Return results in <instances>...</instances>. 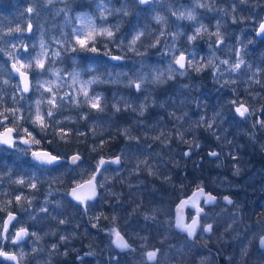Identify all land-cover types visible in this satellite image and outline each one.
Masks as SVG:
<instances>
[{"label": "trees", "instance_id": "1", "mask_svg": "<svg viewBox=\"0 0 264 264\" xmlns=\"http://www.w3.org/2000/svg\"><path fill=\"white\" fill-rule=\"evenodd\" d=\"M73 2V10L75 12H78L81 14V12L88 11L92 12L90 8H93L96 3H100V0H71ZM159 2L161 6L165 5L167 3V0H156ZM205 3L208 4V6H203L202 8H197L196 3L189 7L193 10L195 17V20L198 23H202L204 25V29H201L199 33L193 34L190 30L189 25H191L187 20H184L182 32L185 33L186 31H190L191 35H195L196 39L195 41H189L188 38L183 39V41L178 37L175 40L173 39V32L172 28L167 27H161L160 19L155 20L156 22H153L150 20V4L142 8L139 5H137L134 0H104V6L105 9L108 7V10L105 13V17L101 18L102 23L100 26L102 28H110L113 32V37L108 38L107 36H96L95 44L94 46L97 47L98 51L97 53H93L90 51H84L79 49V45L76 44L77 36H74V40L72 41L70 50H62L57 49V53L59 55L65 54L69 55L71 62L66 63L67 67L70 68H78L81 70L78 76V80L80 81H86L88 80L89 76H92L96 79V85H92L90 87L89 92L92 94V96L99 95L102 98L101 106L103 108V111H100V113H96L93 111V118L91 115L88 117H84L85 119H80L79 116L72 110L75 109L76 105L75 103L71 101V95L66 99L67 106L64 104H61L58 106V112L62 115L64 113H70L65 119V124L68 126V137L60 138L58 137V134L53 132V124L48 121V127L41 130L40 127H37L38 125L34 124L32 122V116H31V122L29 126L26 127L27 122L25 123V129L30 131L32 135L36 138H40L39 144H34V148H46L50 150L53 153H61L65 148L67 144H73L75 145V150L80 152L81 158L84 161L92 160L94 161L91 165H95V160L98 157V155L102 154L105 156H111L115 153H121V155H125L127 152V146L130 148L131 145H128L129 143H140L142 145H146L148 149H150V138H147L146 142V136L143 133H139L138 139L135 141L129 140L126 138V134L123 136L117 132L114 131V128H112L115 125L121 124L122 121L129 120V113L122 109L124 105H131L134 107V102L136 99L139 98H146L150 94V86L147 87L148 83V77L150 71L147 69H150V63L158 64L160 68L162 69L163 65L165 64V61L167 59L163 58L170 57L171 54H173L175 51L182 50L185 55H187V59H191L194 61V67L197 66L198 62V54H203L205 47L207 48L205 53L207 51H213V42L215 40V24L214 20L217 19L219 22H222L219 26L216 25V27L225 35V40L227 42H231L230 40L235 38V35H226L224 29H233L234 31H237L242 28L241 24L244 22H250L253 23L254 20H259L260 16L264 14V0H232L233 6H234V17L235 20H222L220 17L224 16L226 17V14L230 12L228 7L230 6V0H204ZM216 2V5L214 3ZM54 7H57L58 5H67L69 1L64 0L62 2H58V0H54L53 2ZM154 12L158 15H163L164 11H158L159 6L158 4H154L152 6ZM117 9H124L128 12L127 15L124 14L123 11H117ZM149 9V12H148ZM254 9L255 11H253ZM99 13V12H98ZM133 13V14H132ZM243 18V19H241ZM143 21H142V20ZM85 20V19H84ZM106 23V26H105ZM256 23V22H254ZM79 25V23L76 21L75 26L71 29L74 32L75 28ZM69 27V26H68ZM254 27V26H253ZM66 29H68L66 27ZM251 30H249L250 32ZM137 33H142V35L139 37V39L136 40V43L132 45V50L135 51L136 56L133 55L131 49H125L122 47V45L119 42H122V40L127 39V45L130 44V41H132L133 36ZM34 34V31L32 32ZM76 36V37H75ZM176 36V35H175ZM230 36V37H229ZM81 38V37H80ZM243 36L241 37L242 40ZM245 42L242 43V46H251L250 43H248L249 38ZM158 41V42H157ZM176 41L177 43H175ZM155 44V47H151L150 45ZM77 50H73V49ZM243 55V59L245 63L249 66L252 62L250 57L247 55H250L249 52L247 55L245 51L242 49L240 50ZM254 53L261 52L262 50L260 47L255 46L254 50H252ZM113 53V54H120V56H125L124 59L121 61L119 60L118 63H113L112 65L107 61L105 53ZM93 55H99V59L94 57ZM119 56V55H118ZM140 56L141 58H137ZM248 57V58H247ZM78 58L79 61L74 62V59ZM134 58V59H133ZM139 60L138 64L141 65L143 68L139 72L136 71L132 65V61ZM208 61L201 60L202 63V71H195L194 68H189L186 73L188 75H192V78L194 74H199L203 77V85L208 86L209 88L207 90L204 89V94L202 92V115L203 117H215L221 120V118L225 119V122L222 121H214L211 125L213 127L212 131L214 133V140L212 138V132L211 128H208L209 124L203 123L201 127V132H198L199 134V140L195 139V136L197 135L196 132V124L194 123L192 126V129L190 131H186L183 134V138L185 139V142L183 144H178L173 147H171L169 150L164 151L162 150L163 147H161V151H163L162 154H159V156L164 160V164L159 166L158 168L147 164V165H131L129 166V169L125 166L113 168L111 174H110V181L109 185H107L110 188V185L112 183H116L121 187V190L125 192V189L130 188H138V187H145L148 186L147 190H152V187H154L163 198L168 197V201H173L177 199L181 195H185L189 192L190 189H192L194 186L199 185L200 179L198 177V173L202 171H207L208 169L212 170H220V167L214 166L217 163H219L222 159L226 158L224 155V148L222 146V143L225 141V139L228 137L231 142H235L234 136H237L239 139L242 138V136L238 135L235 131L236 122H231V119L235 117L233 112L230 109V104L232 101H242L246 102L247 104L251 105L252 101H257V104L261 103L264 105V82L262 86L257 85V87H252V81L251 78H248V73L254 74L255 72L250 69H256L255 65L246 67L243 69V71L237 70L234 74L235 77V86L229 87L227 86L222 80L218 79L220 78L218 75V71L220 68L212 66V63L210 66H208ZM169 63L171 61H168ZM167 62V63H168ZM206 64L204 65L203 63ZM23 63L21 62L22 66ZM173 66V65H172ZM88 67V68H87ZM174 68V67H173ZM213 68V69H212ZM259 69V68H257ZM103 71V72H102ZM109 73L106 75V72ZM148 71L146 75V79L143 80V88L142 90H137L135 86L128 87L129 80H135L139 81L138 79H134L129 75H134V72H137L140 74V72ZM182 70H177L176 72H171V78L169 79L167 76H164V79H169L168 86L170 88H162L161 92L158 90L152 89L151 92L156 91L158 95L160 93L169 95V91L171 93L175 94L178 92H181V90L176 91L177 88L181 87L183 83H186V78L182 77L178 72ZM96 72V73H95ZM96 74H99L101 77L98 78ZM114 76L116 77L114 79ZM119 76V77H118ZM33 79V78H32ZM121 80V81H120ZM34 83V82H33ZM4 81L0 80V95L2 97L0 98V101L5 100V96L3 94L4 92ZM232 84V82H231ZM33 85V84H32ZM80 85V84H79ZM81 86V85H80ZM210 86H216V89H213ZM221 88V89H218ZM149 89V90H148ZM221 100V101H220ZM64 99L62 100V102ZM220 101V103H219ZM216 105V103L222 104L223 106L218 107L212 106L211 103ZM171 103V102H170ZM117 106L120 111L113 110V106ZM161 105H153L151 108L153 109V112L151 114L150 120L152 123L163 121L164 123L168 124L169 126H174V118H176V122L179 123V112L180 110L175 108L172 104L170 105V112H168L167 108L165 110L161 109ZM183 107V106H182ZM26 113L29 115L30 112L36 111V109L29 105L24 108ZM42 109V108H41ZM72 109V110H71ZM183 109V108H182ZM217 109V110H216ZM174 110H176V114H174ZM264 110V107H263ZM186 112H190L186 109ZM219 114V115H217ZM32 115H34L32 113ZM101 115L100 117H98ZM134 122L132 121L131 129L136 130L138 127L143 126L144 119L148 118L150 116V107L143 113V115H140L137 117V115L134 112ZM29 117V116H28ZM97 119H99L98 123L100 125V128L96 126ZM103 120V123L101 121ZM11 120V118H10ZM150 120L146 119L147 125H150ZM59 121V120H58ZM104 124V126H103ZM34 125V126H33ZM186 125V124H185ZM189 126V125H186ZM112 128V129H111ZM111 129V130H110ZM150 129V128H149ZM24 135L27 139H30L26 133L23 131L24 129H21ZM146 132L150 133V130L146 129ZM46 136V139H45ZM93 136V138H92ZM218 136L220 137L218 141ZM67 139V140H66ZM96 141V145L94 146V150H97L98 155H90L86 152V145L89 146V144H93V141ZM227 140V139H226ZM102 142L101 147H99V150L97 148V144L99 142ZM200 141V147L196 148V142ZM237 145V144H236ZM209 148H215L218 151V155L215 159H210L207 157H204L201 162H199L197 159L199 156H201L203 153H205L206 149ZM184 149H188L189 155L185 156L183 155ZM239 150V147H237ZM238 153L239 156L235 155V157H242L246 156L248 154L247 150H239L235 151ZM264 153V151H262ZM236 153V154H237ZM224 155V156H223ZM230 157H233L232 155ZM150 158V155H149ZM6 159V161H5ZM12 159V155L10 153H3L0 151V167L3 168V166L6 164V162ZM23 159V158H21ZM18 159V161L22 164H25L23 160ZM220 159V160H219ZM217 161V162H216ZM229 159H226L225 162H228ZM12 165H16V168H13V174H20L17 172H21L22 175H24V181L22 190L18 191L16 193V197L20 196L21 200L20 202L26 201V203H20V206H15L16 210H22V209H28L29 206H33L32 201H36L39 198L42 197H49L54 198V196L51 195V188H64V191L66 190V186L70 184L68 178L61 180L59 182L57 179H54L51 175H47L46 177H43L40 173L38 177H36L37 171L36 168L33 169L32 164L30 161L26 163V167H21V171L18 169L17 162H11ZM256 166V164L254 165ZM230 168L232 166H229ZM105 169H112V168H104L99 176L98 180L100 179V175L102 172H104ZM147 169L151 170V174H145L141 176H136L135 173L138 171L146 172ZM229 170V169H227ZM2 171V170H1ZM0 171V175H1ZM208 172V171H207ZM260 178L257 182L253 184V187H250L247 191H250L249 193L245 192L244 197H252L253 195H259V190L263 194L264 190V168L263 170H258ZM12 174V175H13ZM11 175V176H12ZM83 175H87V172H84ZM221 177V176H220ZM83 177L78 178L76 181L81 180ZM3 177L0 176V180H2ZM233 179V178H232ZM231 179V180H232ZM35 184L36 187L33 188L30 185ZM205 184V183H204ZM241 184V183H240ZM237 184L239 188H241V185ZM206 185V184H205ZM207 186V185H206ZM47 187H50V189L47 192H43ZM208 187V186H207ZM169 191L171 193H169ZM66 192V191H65ZM64 192V193H65ZM6 193L5 185L0 184V196L4 195ZM231 194V192H229ZM260 194V195H262ZM232 195V194H231ZM233 196V195H232ZM234 198V197H233ZM4 198L0 197V201H4ZM235 201V198H234ZM154 203V202H153ZM254 206V205H253ZM34 207V206H33ZM255 207V206H254ZM12 208V207H11ZM22 212V211H21ZM252 213L254 215L260 213V211L256 210L255 208H252ZM96 217L99 218L100 215L96 214ZM94 227V218L90 215V218L86 220L85 228L92 229ZM16 253H19V251L15 250ZM33 264H46L44 261H42L41 258H36L33 261H26V264L29 263Z\"/></svg>", "mask_w": 264, "mask_h": 264}, {"label": "rangeland", "instance_id": "2", "mask_svg": "<svg viewBox=\"0 0 264 264\" xmlns=\"http://www.w3.org/2000/svg\"><path fill=\"white\" fill-rule=\"evenodd\" d=\"M24 9L20 10V18L23 21V25L20 27L21 28V32L18 34V36L21 38L19 43H16L15 46L8 43L6 44V46L8 47V51H10L11 53V57L13 56H17V55H24L25 59L22 61L23 65L27 64L29 62V60H32L33 57H37L38 54H40L42 51L44 53H46L45 55L41 56L40 58L43 60L44 64H45V68L44 69H39L35 66V61L33 60V67L31 68H23L25 71L28 72H32L33 73V85L31 86L32 90L29 93L27 99L29 101V105L33 106L35 109L37 107L36 102L37 101H44V103L41 104V111L43 113H46L49 110V105L46 103V101L53 95V93L56 94V98H57V104L58 106H60L61 104H64L67 106L66 103V99L71 95V101L72 103L74 102L76 107L74 111L80 119H85L84 117L86 116H90L93 118V111H95L96 113H100V111H98L97 109H94L91 107V103L90 102H86L85 98L83 96V94L80 92V88L81 86L79 85V83L73 85V77H72V73L73 72H78L80 73L81 70L78 68H70L66 66V63L71 62V59L69 57V55H65V54H60L58 53V55H54V53H57V49H62V50H70L72 41L74 40V32L79 33L81 31H84L85 33L88 31V29L84 28L82 29V25L86 23V20L84 19H77L78 15H80L78 12H75L73 9V2L71 0H67L69 1V3L65 6V5H58L57 7H54L53 5V1L51 0V3H47V0H24ZM64 0H58V2H62ZM197 2V3H196ZM196 3L197 8H202L200 5H204V6H208L207 3H205L204 0H167V3L163 6H161L159 4L158 1L156 0H152V2L150 3V20L153 22H156L155 20H158L157 17L160 18V26L161 27H167V28H172L173 32L171 33V35L175 34V39L176 38H180L182 41L183 39L188 38L189 36H191V32L193 34L197 33L196 29L200 28V29H204V25L202 23H198L195 19L194 20H189L187 19V15L190 12L192 15L194 14L193 10L190 9L189 7H192L194 4ZM99 3H96L94 5L93 8H90L92 10V12H88V11H84L81 12V14H84L85 17H91L94 20L95 26H96V30L97 32L99 31L100 28H102L100 26V24L102 23V17H101V12L98 9L97 5ZM154 4H158L159 9L158 11H164L163 15H158L157 11L156 13L154 12L152 6ZM214 5H216V2L214 3ZM229 8L232 7L233 5V1L230 0V4H229ZM29 7H36L37 11L34 13H29L27 14L26 9ZM108 10V7L106 8V11ZM104 12V16L105 17V13ZM16 13V11H14ZM99 12V13H98ZM149 12V9H148ZM184 13V18H179L180 14ZM133 14V13H132ZM107 15V13H106ZM17 16L10 13H6V16L4 18V22H13L14 19ZM221 21L222 18L220 17ZM142 20V19H141ZM187 20L191 25H189L190 27V31H186L185 33L182 32V28H183V21ZM78 22L79 25L75 28L74 32L72 31L71 27L73 28L75 26V22ZM143 21V20H142ZM16 21H14L15 23ZM222 22H219V20L215 19L214 20V24H215V33H219L220 39H223V43L225 44H232L234 49H237L240 41H241V33L245 31V28L242 27L241 29L234 31L232 28L231 29H224L225 34L226 35H231L233 33H238L237 36L235 37V39L233 40V42H227L225 40V35L216 27V25H220ZM27 24H31L32 25V31L30 34H26V28L28 27ZM69 26V27H68ZM106 26V23H105ZM203 26V27H201ZM66 27L68 29H66ZM106 28V27H105ZM34 31V34H32V32ZM14 32V31H13ZM30 31H28L29 33ZM0 35L3 36V34L0 33ZM9 34H7L8 36ZM98 36V35H97ZM76 37V36H75ZM86 38V36H81V39ZM72 39V41H71ZM174 39V40H175ZM218 39L217 35H215V40L216 41ZM125 40H122V42H119L122 47H124L125 49H131L132 53L134 56H136L135 51L132 50V45L130 46L127 45V42ZM21 41L23 43H21ZM41 41H43V45L44 48L42 49L41 47ZM195 41V40H194ZM175 43H177L176 41H174ZM15 48V50H14ZM97 48V47H96ZM206 47L205 50L203 52L206 51ZM226 51V47L222 46L220 48V53H225ZM2 53V51H0ZM209 52V51H207ZM97 53V52H95ZM174 53H183L182 50L179 51H175ZM219 53V54H220ZM117 55V54H116ZM119 57H122L119 60H123L125 56H120V54H118ZM96 58H100L99 55H93ZM221 56V55H219ZM2 60L0 61H4L5 59V54H2L1 56ZM137 58H141L140 56H138ZM107 61L112 65L115 62H119V60H110L109 58H106ZM134 59V58H133ZM79 61L78 58L74 59V62ZM139 60L137 61H132L131 65L132 67L136 70V71H140L142 70V66L138 64ZM167 62L165 61V64L163 65V67H167L166 66ZM159 68H153L154 64L150 63V69L148 68L147 70L150 71L149 73V77H148V83H147V87L150 86V90L154 89L158 90L161 92L163 85H165L166 87L168 86V83L166 81V79L163 78V82L161 83H157L154 82V77L157 76L159 73H161L160 70V66L158 64H156ZM88 68V67H87ZM148 71H144V72H140V74H138L137 72H134V75H129L133 77L134 79H138L140 80V78H143V80L146 79V75L148 73ZM103 72V71H102ZM176 72V71H175ZM96 73V72H95ZM106 75H108L109 73H107V71L105 72ZM179 73V72H178ZM98 78H100L101 76L99 74H96ZM109 76V75H108ZM164 76V75H163ZM7 78H9L8 76H6ZM119 77V76H118ZM167 77H171V73L167 74ZM8 81L6 86H11V89L13 91H11L10 93H3L4 96L6 98H8L10 100V104L8 105L7 109H18V99L19 96L17 94L14 93V86L15 84L13 83V78L12 80L7 79ZM116 77L114 76V79ZM222 78L224 80H230V76L228 74H224L222 76ZM95 78H93L92 76L88 77V80H93ZM170 79V78H169ZM168 79V80H169ZM37 81L39 83H37ZM121 81V80H120ZM96 79L95 82L91 85L87 86V90H90V87L92 85H96ZM232 83H235V76L231 81ZM52 88L53 92L50 93L48 91H46V89L48 88ZM196 88V86H191L188 87L187 90L185 89L184 85H182L181 87L177 88L176 91L181 90V92L178 93H171V91H169V95L167 94H161L158 95L156 93V91L153 92H149V96L146 98H137L136 101L134 102V107H132L131 105H124L122 107V109H125L128 113H129V120H125L122 121L121 124L115 125L112 128H114V131L121 134V135H125V130H127V134H126V138L129 140H133L135 141L136 139H138L139 137V133H143V131H145L144 127H147V121H145L146 119L150 120V116L146 119H144L143 122V126L142 127H138L136 128V130L131 129V125H132V121L134 120V112L137 115V117H139L140 114V106L141 105H145V109L144 112L150 107V106H155V105H165L168 112H170V105L172 104L175 108L179 109V123L176 122V118H174V126H169L168 124L164 123L163 121H158L155 123H152L150 125V129H148V131L150 130V133L148 135H145L146 137H150V149H148V147L146 145H142L140 143H129L128 145H131V147L129 148L127 146V152L125 155H121V153H115L112 154L111 156H117L120 157V163L118 164V167H127L129 169V166L131 165H147L150 163V165H153L155 167H159L162 164H164V160L159 156V154H162L163 151L160 150V146L163 145V149L164 150H168V148L170 149L171 147L178 145V144H183L185 142L184 138H179L176 135L179 134H184L186 131H190L192 129V126L194 124V122L192 121L191 124L189 126L185 125V111L186 109L191 111V112H195L194 107L190 108V99L185 96L186 92H189L190 90ZM149 90V89H148ZM185 91V92H184ZM65 94H67V98L64 99V101L62 102V100H60V97L65 96ZM204 94V92H203ZM2 97V95H0V98ZM193 97V96H192ZM102 101V98H101ZM221 101V100H220ZM219 101V103H220ZM171 102V103H170ZM219 103L213 104V102L211 103L212 106H217ZM237 104V103H236ZM234 104V105H236ZM233 105V106H234ZM183 106V107H182ZM223 106L222 104H219L218 107ZM232 106V109H233ZM183 108V109H182ZM113 110H115V108H112ZM217 110V109H216ZM36 111H33L32 113L35 115ZM91 112V113H90ZM143 112V113H144ZM174 114H176V110L173 111ZM70 113H64L63 115L61 113L58 112V110L55 112V115L51 118H48V121H50L53 124V132L58 134V137L61 138V130L66 133L67 135L65 137H68L69 132L67 131L69 128L68 126L65 124L64 119L69 115ZM195 114V113H194ZM18 116H21L20 113H17ZM101 115H99L98 117H100ZM203 116V115H202ZM2 116H0L1 118ZM212 117V116H211ZM60 121V124L58 125L56 123V121ZM99 119H97V124L96 126L98 128H100V125L98 123ZM102 123L103 120L101 119ZM239 121L241 123H245L248 122V118L245 119L243 117L239 118ZM134 122V121H133ZM36 125V124H35ZM34 126V125H33ZM104 126V124H103ZM39 127V125L37 126ZM111 128V129H112ZM110 129V130H111ZM161 133H163V135L161 136ZM157 136H161L160 139H154V137ZM21 138V136H20ZM93 138V136H92ZM37 140H39L40 138H36ZM46 139V136H45ZM67 140V139H66ZM21 139H17V146L22 145V149H27L28 151V146L27 144L24 143H20ZM147 142V140H146ZM237 143L240 144V146L242 147H253L252 143L249 142L246 138H241ZM96 145V141H93V144H89V146L86 145V152L90 155H98L95 152H97V150H94V146ZM102 142L100 141L97 144V148L99 150V147H101ZM75 145L73 144H67L66 147L62 148L64 150L70 151L71 152H76V150L74 149ZM22 149H18L17 152H15L14 154H12V158L13 160H15L16 158H21L24 155V151ZM4 149L1 148L0 151H3ZM12 150V149H11ZM154 152H153V151ZM78 152V151H77ZM150 155V158H149ZM99 156V155H98ZM97 159V158H96ZM12 159H9L7 161V163L9 164L8 167H0V171H1V175L5 180L6 183L9 184L10 186H20L23 187V184H18L16 183V180H12L8 177V175L12 174L13 172V168H12V164L11 162L13 161ZM6 161V159H5ZM94 161L87 160V161H83V163L81 165H78L76 168H74V172L72 173V180H74L78 174L80 173H84L88 170L89 175L91 176V173L89 170H91L93 168V166L91 165ZM144 162V163H142ZM96 163V160H95ZM115 167V168H118ZM95 168V167H94ZM93 168V170H94ZM92 170V171H93ZM114 170L112 169H105L104 172L101 173L100 175V179L98 180V186L101 187V193H103V195H105L111 203V208L114 211V218L110 217V218H106L105 221H102L101 224L106 225L107 231L112 232V228L115 227L116 225V216H118L119 214H123L125 211V215L127 217H129V219L131 221H133V227H127L128 231L130 233H133L136 236V239L139 240V245H140V250L142 252H146L147 250L143 249V247H145L148 243V241L140 236L138 234V232L136 231L139 228V223L143 224L145 226L150 225V220L146 219L136 208V204L138 203V201H142V205H146V204H157V206H159L161 208L162 211H164L165 213H167L169 211V207L168 204L166 202V200L163 198V196L160 195V193L154 188L152 187V190H147L148 186L145 187H138V188H134V189H130L127 188L125 189V199H120L118 197V194L116 192H119L121 187L116 184V183H112L110 185V188L107 186L109 185V181H110V174L112 173L111 171ZM130 170V169H129ZM150 169H147L146 172L143 171H138L135 173L136 176H141V175H145L148 174L150 175ZM16 174V173H15ZM21 176V174H19ZM146 176V175H145ZM22 179V178H20ZM102 185V186H101ZM223 186H226L225 183L222 184ZM236 189V187L234 188ZM116 191V192H115ZM95 200H93V206H92V217L94 218L95 221H97V217H96V211L98 210V206H99V200H97L96 202H94ZM20 202V201H19ZM19 202L14 199L13 200V204H19ZM137 202V203H136ZM240 205V204H239ZM188 206V204L186 205ZM240 207V206H239ZM242 208V207H240ZM81 209V207H80ZM236 209H238V206H236L235 208L232 209H226L223 207L218 208L216 211L220 212V211H224V213H228V214H234L236 212ZM0 212H2V207H0ZM66 215V213H65ZM25 217H28V215H25ZM240 217V216H239ZM242 217L244 219H249L247 218L245 215H242ZM70 219H72V217H69ZM68 219V216H67ZM83 219V215H78L77 218H75L73 220V225H75V231L77 233H79L81 235L82 238V234H85V238L86 240L84 241L83 245H86L87 241L92 239V236L89 234H86L85 232H83L81 229L78 228V223ZM139 221V223H138ZM128 221H126L125 223H127ZM147 222H149V224H147ZM237 232H235L236 234ZM234 234V236H235ZM233 236V237H234ZM71 247H74L76 249L77 246L76 244H74L73 242H71L70 244ZM248 249L246 247L242 248L241 250H245ZM86 251V250H85ZM83 251L82 254L85 252ZM257 253H259L258 250H256ZM254 252H251L249 254V256H251L249 259L252 261V264H260V257L257 255H254ZM260 254V253H259ZM194 256V252L191 255V258ZM172 260H176V258L174 257H170ZM248 259V258H247ZM235 262L236 264H244V260L242 259L241 255H237L235 257ZM264 262V261H263ZM168 260H167V254L163 253L160 256L159 262L157 264H168Z\"/></svg>", "mask_w": 264, "mask_h": 264}, {"label": "snow or ice", "instance_id": "3", "mask_svg": "<svg viewBox=\"0 0 264 264\" xmlns=\"http://www.w3.org/2000/svg\"><path fill=\"white\" fill-rule=\"evenodd\" d=\"M135 3L139 4V5H147L149 3L152 2V0H134ZM47 3H51V0H47ZM201 7H203L204 5H200ZM98 9L101 12V17L103 18L104 16V12L106 11L105 6H104V0H100V3L97 5ZM27 12L29 13H34L37 11L36 7H29L26 9ZM117 11H123L125 15L128 14V12L124 9H117ZM184 13L180 14L179 18H184ZM77 19H85L86 23L82 25V29L86 28L88 29V31L85 33L84 31H81L79 33L74 32V35L77 36L76 39V44L79 45V49L80 50H84V51H90V52H97L98 49L94 46L95 44V40H96V36L97 35H101V36H107L108 38H112L113 37V32L110 28H100L99 31L97 32L96 30V26L94 23V20L89 16V17H85L84 14H80L78 15ZM157 19L159 20L160 18L157 17ZM187 19L189 20H194L195 17L189 12L187 15ZM235 20V17L233 18ZM243 19V18H241ZM219 26V25H217ZM203 27V26H201ZM28 31H32V25L29 24ZM13 31L15 32H21V28L19 26H17L15 29H9L7 34H11ZM201 31L200 28L196 29V32L199 33ZM255 33L257 36L260 37H264V20H261L258 24V27L256 29H254ZM142 35V33H137L133 36L132 41H130V46L134 45L136 43V40L139 39V37ZM215 35H217L218 39H217V43L219 44L220 41V34L219 33H215ZM81 36H86V38L81 39ZM173 39H175V34L173 35ZM196 39L195 35H191L188 37V40L191 42L193 40ZM158 42V41H157ZM253 41L249 40L248 43H252ZM21 43H23L21 41ZM151 47H155V44L150 45ZM41 47L42 49L44 48L43 45V41H41ZM74 51L77 49H73ZM46 53H44L43 51L38 54L37 57H33L32 60H29V62L25 65H22V67L24 68H31L33 67V63L32 61H35V66L39 69H44L45 68V64L43 62V60L40 58L41 56L45 55ZM9 55H11V53H9ZM54 55H58V53H54ZM105 55H110V53H105ZM236 56H237V60L236 63L231 65V71L236 72L238 69L241 68V65H243L245 63V61L242 58V54L240 51L236 52ZM14 58V57H13ZM122 57L119 56H113L112 59L115 60H119ZM212 63L211 59L208 61V66H210ZM221 63H229L228 61H222ZM175 64L179 65V69H183L184 71H181L180 74L184 75L185 72L189 69V68H194L195 71L199 72L202 71L203 68L199 67V66H195L194 67V61L191 59H186L184 54H181L177 59H175ZM13 69L17 72H19L21 77H25L24 80V87H23V92H28L29 88H30V84L26 79V73L22 72L20 70V68H17L15 64H13ZM177 71V69L173 68L172 63L170 62L169 64V72H175ZM73 77V85L79 83L81 85L80 88V92L83 94L85 101L86 102H90L91 103V107L94 109H97L98 111H103V108L101 106V96L96 95V96H92V94L87 90V86L91 85L95 82V79L93 80H86V81H80L78 80V76L79 73L78 72H73L72 74ZM163 73H159L157 76L154 77V82L157 83H161L163 82ZM255 75V73H254ZM171 78V77H169ZM8 81H4V83H7ZM37 83H39L37 81ZM257 83H259V81H257ZM135 86V88L137 90H142L143 88V78H140L139 81H135V80H129L128 82V87H132ZM17 90L19 91V87L17 88ZM46 91L52 93L53 90L52 88H48L46 89ZM67 98V94H65V96L60 97V100H63ZM44 103V101H37L36 102V112L35 115H32V113L30 112V116H32V122L34 124L39 125V127L41 128V130L43 131L44 129H46L49 125L47 123V119L51 118L55 115V112L58 110V104H57V98H56V94L53 93V95L46 101V103L49 105V110L46 113H43L41 111V104ZM232 104H236V101H232ZM115 108L116 111H120V109L117 106H113ZM145 109V105H141L140 106V114L143 115ZM19 112V109H5L4 112H0V116H3V119L0 120V128L3 129V131H0V145H6L9 149H16L17 146V139H21V142L24 144H39L40 141L35 139V137L32 135V133L30 131H28L27 129H24L23 131L26 133V135L30 138V139H22L19 137V130H20V122L22 120L25 119V117L23 116H18L17 113ZM235 112L240 116L243 117L245 119H247V117L249 115H251V112L249 110V108L244 106L243 102L239 103V106L235 107ZM7 113V114H5ZM219 115V114H217ZM11 118V121L13 123L12 127H8L5 124V121H8ZM203 119V118H201ZM56 123L59 125L60 121H56ZM257 123H259L261 125V127H264V120H259L257 121ZM255 126V125H253ZM209 128H211V125H209ZM125 133L127 134V130H125ZM61 138H64L67 134L64 133L61 130ZM163 135V133H161V136ZM161 136H157L154 137V139H160ZM181 139L183 138V134H180ZM196 147H198V145H195ZM24 151H27V149H24ZM183 155L188 156L189 152H184ZM210 155L212 156H216L217 153L212 152L210 153ZM32 157L33 160L38 162V165L43 167V166H57L61 164V158L59 156H55V155H51L50 153L47 152H32ZM80 159L79 155H75L72 157V164H76L77 161ZM121 158L120 157H116L114 160L112 161H105L103 158L98 162L97 167H96V172H101L102 171V166H104L106 163H115V164H119L120 163ZM144 163V162H142ZM150 174H151V170ZM95 173H93V180L95 179ZM16 183L18 184H24L25 181L23 179H18L16 181ZM90 186H91V190L87 196V199H92L93 197L96 196V191H95V185L93 184L92 180L87 182ZM31 187L35 188L36 185L33 183L30 185ZM102 186V185H101ZM78 187H80V185H78ZM72 197L79 201L80 203H84L85 202V197L81 196L78 194L77 189L73 188L71 193ZM203 199V202L205 204H209V203H213L215 201V197L211 196L210 194H205L203 192L202 188H198L197 192H194L192 197H190L188 200H182L181 204L178 206V208L183 207L184 205L187 204H192L195 208H196V215L192 218V222L191 223H186L184 221V218L182 215H177L176 217V227L179 228L181 231H184L187 233L188 237H193L196 233L198 228L202 227V230L204 232H211L212 231V225L211 224H207V225H200L199 222V217L201 215V213L203 212V209L199 207V205L197 204V201ZM224 199L228 202V203H232V201L228 198V197H224ZM16 200L19 202L21 200L20 196L16 197ZM46 211V210H43ZM146 219H148L149 217H145ZM113 219H115L113 217ZM15 220V217L12 213L8 214V217L6 220L3 221L2 224H0V239L3 240H7L9 238H12V242L14 244H18L25 236L29 235L28 231L26 228L21 227L18 231H16L15 236H12V232L10 230L9 225ZM65 221H60V223H64ZM95 227V225H94ZM112 234L115 236V239L113 240V243L115 244V246L117 248H120L122 250L124 249H130V245L125 241V239L120 235V233L118 231H116L115 229H112ZM31 235H36L35 233H31ZM37 239H39V237L37 236ZM65 237H61V240H64ZM259 244L261 248H264V236H261L259 239ZM6 245L0 244V258H3L6 261H11L14 262V264H22V260L24 258V256L26 255L24 251H20L19 253H15V252H9L5 250ZM57 245L53 244L52 245V249H56ZM33 252H36L37 249L33 248L32 249ZM158 249H154V250H149L146 251L143 255H144V264H155V262L157 261V257H158ZM67 253H65L66 255ZM242 254H246V249L244 250V252ZM86 255H93V253H87ZM79 259V257H78Z\"/></svg>", "mask_w": 264, "mask_h": 264}, {"label": "flooded vegetation", "instance_id": "4", "mask_svg": "<svg viewBox=\"0 0 264 264\" xmlns=\"http://www.w3.org/2000/svg\"><path fill=\"white\" fill-rule=\"evenodd\" d=\"M24 0H0V33L3 34L0 35V51H2V53L0 52V60H2L1 56L2 54H5V59L4 61H0V80L2 79L3 81H7L6 80V76H8L9 81L10 79L12 80L13 78V83L15 84V88H20L19 85V81L16 75H14L11 71V63L15 64L17 68L23 69V67L19 66V64L21 65V62L25 59L24 55H17V56H13L11 57L9 55L10 51H8V47L6 46V44L10 43L12 45L15 46L16 43L20 42V37L18 36V34L20 32H12L11 34H9L7 36L8 30L9 29H15L17 26L21 27L23 24L22 19L20 18V10L24 9ZM16 11V13L14 12ZM12 13L14 15H16L17 17L14 19V21H16L14 23L13 22H4V18L6 16V13ZM29 24H27L28 26ZM28 28V27H27ZM26 28V34H30L31 31L28 33V30ZM15 50V48H14ZM29 73V72H28ZM30 77L31 74L29 73ZM7 83H4V91H9V87L10 86H6ZM196 86L195 90H201L202 85H201V80H198L194 87ZM21 99L24 102V96H21ZM264 105L259 103L257 106H254L252 108H250V112L251 115H249L248 118V122L245 123H241L239 121L240 116L238 115V121H239V126L237 128H235V131H243V135H247L248 133H250V125L255 121H259L261 119L264 120V110H263ZM263 112V113H262ZM198 121L201 122V117L197 116ZM0 130H2V128H0ZM199 131L201 132V124H200V128ZM237 146L236 143L233 142H229L228 144V148H227V153L228 155H232L235 151H237ZM264 150V149H263ZM254 151V152H253ZM252 152L255 155V159L254 160H250L248 159L246 156L243 158V162L247 165H254V164H259L262 159L263 156L260 155L259 153H257L255 150H252ZM249 154H247V156H249ZM67 155H62V157H66ZM231 160H233L234 164L233 166H241V163L239 162V159H237V157H230ZM63 163L66 162V160L62 161ZM225 160L222 161V166H226ZM240 163V164H239ZM62 164V163H61ZM243 167V166H242ZM259 168H262L260 166H251V170L253 171H257ZM245 169H248L247 167H245ZM222 173H226L227 171H223L220 170ZM215 174H217V171H213ZM218 175V174H217ZM216 181L219 179V176H217L216 178H214ZM210 184L212 186H214V182H210ZM223 194H220V197ZM76 203H73L72 201H69L66 205V215H65V219L67 220V225L68 228L64 229V230H58L56 232V235L59 236H64L66 235V247H70L71 241H72V237H73V233L75 232V229L73 228L72 224H73V220L75 219V212H74V205ZM81 207V210L84 209V211L88 212L90 209H92V201L90 200H86L84 202V204H79ZM192 213L190 216L186 215V220L189 221V219L193 216L194 214V209H192ZM68 216V219H67ZM69 217H72V219H70ZM186 221V222H187ZM204 221V222H202ZM20 222V220L18 221V223ZM149 224V223H147ZM207 224H211L212 227V231L210 232V234H212L215 231L220 232V234L222 236H225V232L223 231V229L221 228V226L219 225V218L218 215L216 213H201L200 215V225H207ZM17 226V225H15ZM17 230V228H15L14 232L12 233V236L14 237V233ZM90 234L93 236V238L95 239L97 236V252L94 255V257H89V262L88 264H104L103 260L105 258V256L107 255V253L105 252L106 250V236H107V232L106 230H90L88 229ZM97 230V231H96ZM264 230V229H263ZM256 232V231H255ZM34 233L36 235H32L30 238V244H14L12 242V238H9L7 240H2V244L6 245L5 249H8L10 246H12L11 244L15 245V249H19L20 251H30L33 248H35L36 246L33 244L35 241H41V240H45V239H37V236H44L46 237V235L38 230H35ZM205 233L202 230V227L198 228L197 233L193 236V237H188L187 233L181 230H177L174 228V222H173V214L171 212H167V213H158V214H154V213H150V236L154 235L156 236L158 239H153L150 237V250H154V249H158L159 252L158 253H166L167 254V260H168V264H192V260L193 258L196 256V249L195 244L200 247L201 252H211L210 258L212 259L213 263H217V264H233L235 262V250L233 246H209V245H202L201 243L203 241H209L210 240V236H205ZM264 233V231H263ZM130 236H133L132 233L128 234ZM186 240H189L188 243H186ZM111 241H113L112 236H111ZM28 241H25L24 243H26ZM195 243L194 245L190 244V243ZM91 243L88 242L87 246L90 247ZM118 250V249H117ZM194 252V256L191 258V255ZM111 255L113 256V260H112V264H128V262L133 261L134 259L136 260L139 256H140V249H138V247H130V250L128 251H114L111 253ZM71 255L69 254V261H71ZM170 257H174L176 258V260H172ZM260 257V264H264V251L261 252ZM68 264V263H67Z\"/></svg>", "mask_w": 264, "mask_h": 264}, {"label": "water", "instance_id": "5", "mask_svg": "<svg viewBox=\"0 0 264 264\" xmlns=\"http://www.w3.org/2000/svg\"><path fill=\"white\" fill-rule=\"evenodd\" d=\"M141 6H146V5H141ZM263 20H264V19H263ZM258 37H260V36H258ZM113 56H116V55L110 54V55H108V58H109L110 60H114V61H115V59H112ZM178 57H179V56H178ZM178 57H177V58H178ZM177 58H176V59H177ZM174 63H175V62H174ZM11 65L13 66V64H11ZM175 65H176L177 67H179V65H177V64H175ZM12 66H11V68H12V70H14ZM13 72H14V74L18 77V80H19V83H20L21 89H22V91H23L25 77H21L20 74H19V72L15 71V70H14ZM26 79H27V81H28L29 84H30L29 76H28L27 73H26ZM2 119H3V118H2ZM2 119H1V120H2ZM32 152H34V151H32ZM32 152H30V154H29V158H30L34 163H37V164H38V162H36V161L33 160ZM35 152H47V153H50V152L47 151V150H36ZM211 153H212V152H211ZM215 153H216V152H215ZM50 154H51V153H50ZM51 155H52V154H51ZM75 155H78V154H77V153H74V154H72V155L69 156V163L72 164V157L75 156ZM209 155H210V153H209ZM210 156H212V155H210ZM79 157H80V156H79ZM116 157H117V156H114V157H111V158H105V157L101 156V157H99L98 162H99L102 158H103L105 161H112V160H114ZM77 162H78V161H77ZM106 164H111V165H115V166L118 165V164H115V163H106ZM106 164H105V165H106ZM97 173H98V172L95 171V177H96ZM90 180H92L93 184L95 185V179L93 180V176H92V178H90V179H88V180H86V181H84V182L78 184V185H80V187H78V185L73 186V187L70 189V192H69V196H70V198L73 199V200H75V199L72 197V195L70 194L73 188H76V189H77V192H78L79 195L84 196V197H87L88 194H89V192H90V190H91V186L87 183V182L90 181ZM197 190H198V188L195 189V190L191 193V195L189 196V198L192 197L193 193H194V192H197ZM95 191H96V188H95ZM203 192H204V190H203ZM208 194H209V193H208ZM210 195H211V194H210ZM211 196H212V195H211ZM224 197H226V196H224ZM224 197H222V199H223L225 202H227V201L224 199ZM228 198H229V197H228ZM229 199H230V198H229ZM182 200H185V199H181V200H179V201L175 204V206H174V214H175V216H174V220H175V227H176V217H177L178 214H179V215H182L183 218H184V220H185V216H184V206L178 208V206L181 204V201H182ZM200 200H201V199H200ZM200 200L197 201V204H199ZM230 200H231V199H230ZM75 201H77V200H75ZM78 202H79V201H78ZM213 203H214V202H213ZM227 203H228V202H227ZM209 204H211V203H209ZM209 204H206V205H209ZM192 207H194V206L192 205ZM194 208H195V207H194ZM200 208H201V207H200ZM195 209H196V208H195ZM10 213H11V212H10ZM8 214H9V213H8ZM8 214H7V216L5 217V220L7 219ZM12 214H13V213H12ZM13 215H14V217L16 216L15 214H13ZM195 215H196V214H195ZM195 215H194V216H195ZM194 216H193V217H194ZM191 222H192V219H191V221H190L189 223H191ZM176 228H177V227H176ZM178 229H179V228H178ZM262 236H264V235H262ZM26 237H27V236H25L22 240L26 239ZM259 239H260V238H259ZM22 240H21V241H22ZM258 244H259V241H258ZM259 246H260V244H259Z\"/></svg>", "mask_w": 264, "mask_h": 264}, {"label": "bare ground", "instance_id": "6", "mask_svg": "<svg viewBox=\"0 0 264 264\" xmlns=\"http://www.w3.org/2000/svg\"><path fill=\"white\" fill-rule=\"evenodd\" d=\"M151 91V90H150ZM263 113V112H262ZM143 210L145 212H149L150 213V207L148 205H144L143 206ZM81 213L82 214H88V213H92L91 209L86 212L84 211V209L81 210ZM96 214H99V215H105V214H110V210L106 213V210H104L103 208H101L100 206H98V210L96 211ZM149 223V222H147ZM191 245L195 244V243H190ZM196 249V256L193 258L192 260V264H217V263H213L212 259L210 258V255H211V252H201V249L200 247H198L196 244H195V247Z\"/></svg>", "mask_w": 264, "mask_h": 264}]
</instances>
